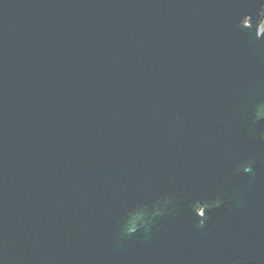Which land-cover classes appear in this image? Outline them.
<instances>
[{
	"label": "water",
	"instance_id": "water-1",
	"mask_svg": "<svg viewBox=\"0 0 264 264\" xmlns=\"http://www.w3.org/2000/svg\"><path fill=\"white\" fill-rule=\"evenodd\" d=\"M264 0H0V264H264Z\"/></svg>",
	"mask_w": 264,
	"mask_h": 264
},
{
	"label": "rangeland",
	"instance_id": "rangeland-1",
	"mask_svg": "<svg viewBox=\"0 0 264 264\" xmlns=\"http://www.w3.org/2000/svg\"><path fill=\"white\" fill-rule=\"evenodd\" d=\"M261 28H264V19H263V21L261 22Z\"/></svg>",
	"mask_w": 264,
	"mask_h": 264
}]
</instances>
